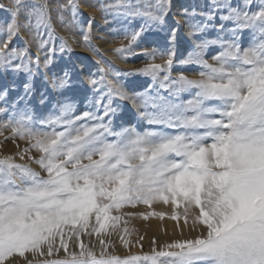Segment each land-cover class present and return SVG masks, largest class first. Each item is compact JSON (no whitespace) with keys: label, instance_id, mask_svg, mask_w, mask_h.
<instances>
[{"label":"snow or ice","instance_id":"6c2138e0","mask_svg":"<svg viewBox=\"0 0 264 264\" xmlns=\"http://www.w3.org/2000/svg\"><path fill=\"white\" fill-rule=\"evenodd\" d=\"M97 8L112 15L128 41L114 51L151 61L125 74L151 82L129 94L120 73L96 60L101 66L86 77L91 95L80 112L75 97L65 95L73 88L74 69L52 71L58 57L73 50L55 25L99 56L91 43L93 18L85 25L77 0H9L8 7L0 6L8 13L0 26V72L13 74L12 83L0 87V100L19 89L11 110L0 107L7 116L0 136L11 129L5 140H26L15 156L27 155L40 169L12 155L0 157V264H17L16 256L25 264H264V0H207L199 12L184 8L186 35L201 39L179 60L181 21L167 22L171 0H109ZM133 20L142 23L137 28ZM153 27L167 32L166 46L133 51ZM21 31L27 38L14 46ZM212 31L216 36L209 38ZM210 49H217L211 62L205 58ZM189 66L198 69L197 77L172 75L174 68ZM37 78L44 86L39 103L51 104L43 115L31 105ZM116 101L132 104L142 129L115 124L121 107H113ZM154 201H170L172 219L175 207L183 206L185 224L189 209H198L191 224L199 234L159 247L153 238L150 253L124 257L109 255L104 239L99 255L81 240L82 234L118 230L125 215H136L124 213L126 206ZM128 233L125 226V247ZM61 250L62 257L51 258Z\"/></svg>","mask_w":264,"mask_h":264},{"label":"rangeland","instance_id":"374dc122","mask_svg":"<svg viewBox=\"0 0 264 264\" xmlns=\"http://www.w3.org/2000/svg\"><path fill=\"white\" fill-rule=\"evenodd\" d=\"M62 2L63 0H59ZM53 0H50V4L53 5ZM100 2L108 3L109 0H77L79 6V12L83 18V22L86 25L87 19L89 17L93 18L92 30H91V43L99 52V56L93 53L86 46H82L79 43L75 45H81L80 48H75L73 45V41L70 38L67 32H62L56 27V31L59 36H64L68 38V42L72 47L71 52H65L62 56L58 57V63L56 66L52 68V71H56L57 67L67 65L70 69H74L73 74V88L69 89L65 95L75 97L76 103L78 104L79 111L82 112L85 110V103L88 97L91 95V92L87 85L86 77L90 72H95L98 67L101 65H97L95 63L96 60L103 59L106 64L102 65L107 67L111 66L114 73H120L117 77L120 84L122 85L125 91H128L130 94L137 93L143 91L144 88L147 87V84L150 83V79L145 77L142 74H131L126 75L125 73L132 72L135 69L141 68L146 63L151 62L150 60L144 58L143 56H132L130 58L124 59L120 54L114 51L117 48H120L122 45H127L128 41L125 39L123 31L118 30L119 25L116 21L113 20L111 14L101 13L97 5ZM242 0H233V4L241 3ZM258 3L259 0H256ZM207 3V0H182L179 7L174 6V0H171V11L168 14L167 22L168 24L175 26L174 21L180 20L181 26L179 29V34L177 38L176 44V55L177 60L182 59L190 50V46L193 40L201 39L200 36H195L189 38L185 31L186 24L184 23L183 17L180 15L181 11L184 8H187L189 12L192 11L193 7H195L196 11L199 12L201 10V4ZM0 6L8 7L9 0H0ZM255 10V9H254ZM198 18V17H197ZM8 19V13L6 11L0 10V25L3 26L5 21ZM142 23L140 20H133L132 25L135 27H139V24ZM219 24V20L216 21ZM98 35L102 36L108 40V44H104L101 38ZM209 38L215 37L216 32L212 31L206 34ZM26 33L21 31L19 33V37H17L13 41L14 46H18L22 44V40L26 39ZM168 38V34L165 30L157 29L153 27L149 31H147L144 36L140 39L138 44L134 47L133 51H140L142 49H150L154 45L158 47L166 46V41ZM77 40L80 39L79 36L76 37ZM248 34L244 33V43H247ZM111 43V44H110ZM217 49H210L208 54L206 55V59L211 62V55ZM125 56L128 54L125 53ZM156 63H161L162 59L157 57L155 60ZM183 72L184 75L189 76L190 78H195L198 75V69L194 66L189 67H176L172 71V75L175 76L178 73ZM108 79H112V76H109ZM23 80V74L16 80V83L19 84ZM13 81V74L11 72L3 73L0 72V87L4 85H10ZM35 93L31 100V105L36 111L38 115L47 114L51 104L41 105L39 103L40 92L43 90L44 86L42 84L41 78H37L34 83ZM51 90L49 89V92ZM19 94V89L17 91H12L9 89V94L6 100H0V107L9 106L14 100V98ZM54 99H60L61 97L55 96ZM119 103L121 107L117 110L115 115V124L117 126H139L141 124L140 121L136 118L135 109H133L132 104L128 101H116L113 104V107H116V104ZM11 110V109H10ZM7 119L6 115H0V121H4ZM132 121V124L130 123ZM142 128V127H141ZM118 130V129H117ZM11 129L3 130V135L0 136V157L12 155L14 156L16 162L18 163H27L30 167L35 169L36 171H40L39 166L32 163L27 155L24 160H20L19 156H15V153L24 147L27 146L26 140H21L19 137L15 138V142L12 139L5 140L4 137L9 136ZM19 146V148L17 147ZM33 156H38L39 154L33 150L31 153ZM43 174V173H41ZM124 213H136V215L128 216L125 215L123 220L121 221L118 230L113 231L109 228L107 233L102 234L97 237V235L93 234L91 236L81 235V240L88 245L93 251L99 255L100 245L99 239H104L108 242L107 253L109 255H116L120 257H124L130 254H138L142 255L144 253H150L152 248L153 238L156 241V246L171 242L177 239H190L194 238L199 233L197 231L192 230L191 224V215L194 212H198V209L192 208L189 209L188 216V224H185L184 217V208L181 205H177L175 207V213L177 218L172 219V214L174 211L173 205L169 201L168 203H164L163 201H154L151 206L145 205L143 203L137 204L135 207L126 206L123 210ZM147 218L139 214H148ZM158 213H163V216L157 215ZM113 214H116L115 212ZM124 220L127 221V225L124 224ZM173 222L176 226L174 232H168L167 234L153 233V226L158 223L160 226H165L166 223ZM129 229V233L126 235L127 240L129 241L128 247H125L120 241L121 230L124 227ZM182 226V227H181ZM143 237V239H140ZM71 246V245H70ZM72 249L78 251L75 246H71ZM63 250L60 253H53L51 258H59L63 256ZM25 256L28 259H33L31 253H25ZM18 258V259H17ZM46 257L37 256L36 259H44ZM19 264H25V260L23 257L16 256L15 258Z\"/></svg>","mask_w":264,"mask_h":264},{"label":"bare ground","instance_id":"6f19581e","mask_svg":"<svg viewBox=\"0 0 264 264\" xmlns=\"http://www.w3.org/2000/svg\"><path fill=\"white\" fill-rule=\"evenodd\" d=\"M53 5L57 2V0H53ZM60 2V1H59ZM66 2V0H63L62 2L60 3H64ZM175 4L174 6L176 7V12H177V7L180 6L182 0H174ZM55 15V14H53ZM65 15H70V13H66ZM187 20V18L184 19V23L185 21ZM186 24V23H185ZM57 25V28L62 31V32H65L64 30H62L61 26L59 24H56ZM1 26V25H0ZM187 24H186V28H185V31H187ZM99 38H101V40L103 41L104 44H108V40H106L105 38H102V36L98 35ZM76 43H74L73 45H75ZM111 44V43H110ZM82 47L81 45H75V48H80ZM127 93H129L128 91H126ZM130 94V93H129ZM132 124V121L130 122ZM140 127H143V123L141 122V124L139 125ZM142 129V128H141ZM182 227V226H181ZM176 229V226L173 222H169V223H166L165 226H160L158 223H156L154 226H153V233H160V232H163L165 234H167L168 232H174ZM72 250H75V249H72ZM18 259V258H17ZM17 264L18 261L16 260Z\"/></svg>","mask_w":264,"mask_h":264}]
</instances>
